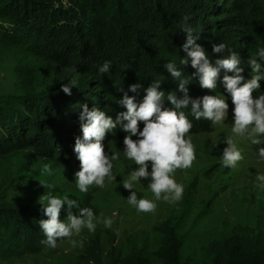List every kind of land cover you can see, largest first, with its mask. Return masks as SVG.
<instances>
[{"label":"trees","instance_id":"trees-1","mask_svg":"<svg viewBox=\"0 0 264 264\" xmlns=\"http://www.w3.org/2000/svg\"><path fill=\"white\" fill-rule=\"evenodd\" d=\"M247 1L251 0H69L65 8L58 0H0V18L10 24L9 39L29 46L34 56L53 70L47 92L28 99V104L10 117H2L3 151L28 145L63 166L80 168L74 145L76 138L82 137L79 114L85 104L89 109L100 107L115 118L126 110L118 103L123 97L118 89L123 87L140 101L153 79H162L165 91L177 90L182 95L164 64L174 60L184 67L179 60L185 55L180 45L186 39L181 30L186 16L197 29V43L213 63L220 54L212 52V43L225 42L228 50L239 52L244 61L243 75L250 78L247 61L258 47L264 46V0H252V4ZM106 60L112 66L108 73H100L99 66ZM73 67L77 69L75 73L71 71ZM195 71L190 64L184 68L186 76ZM223 74L222 71L221 79ZM72 77L78 84L68 95L62 84ZM133 83L142 85L136 93L129 91ZM198 85V77L188 85L193 98L205 93L214 95L201 87V93H197ZM215 92L226 93L219 81ZM165 104L172 107L170 102ZM184 111L192 117L188 109ZM125 135L119 129L115 135L109 134L104 141L105 151L110 152V143ZM38 213L25 208L18 215L6 209L0 213V228L10 229L21 219L20 228L26 229L28 241L36 246L45 239L39 220L47 218ZM169 226V220H165L159 227L164 235L162 251L167 264H180V242ZM5 231L6 235L0 232V238L12 242L10 235L14 232ZM239 243L236 235L224 241L229 264H264V241L255 238L253 251L236 258ZM121 263L150 264L139 253L126 256Z\"/></svg>","mask_w":264,"mask_h":264},{"label":"rangeland","instance_id":"rangeland-1","mask_svg":"<svg viewBox=\"0 0 264 264\" xmlns=\"http://www.w3.org/2000/svg\"><path fill=\"white\" fill-rule=\"evenodd\" d=\"M58 1L65 8L69 6V0ZM247 3L252 4V0ZM9 27V22L0 18V131L5 123L2 117H10L27 105L28 99L47 92L53 81V70L35 57L29 46L9 39ZM4 29L7 30L1 31ZM195 89L201 93L199 85ZM261 90L264 91V82ZM223 94L228 97L226 123H230L233 105L228 94ZM189 118L193 121L191 136L197 159L190 169H178L175 173L177 181L184 185L183 199L175 205L157 201L154 213L137 212L127 204L125 198L132 190L125 189L120 181L127 179L129 168L135 165L122 153L114 161L116 181L106 182L103 189L92 187L88 193H81L74 182L79 167L63 166L28 145L3 151L4 145L0 143V213L12 209L21 215L28 208L44 215L40 203L44 202L42 195L48 189L41 182L56 186L53 195L67 194L78 199L81 207L90 206L98 215L102 213L101 220L117 213L112 228L98 222L95 232L85 228L78 236L58 241L54 249L42 243L33 246L26 229L20 228L19 219L18 225L13 223L10 227L13 241L0 238V264H122L126 256L138 253L150 264H167L162 251L164 235L159 231L165 220H169L174 238L180 242V264H229L223 244L233 235L240 242L235 257L251 253L255 238L264 241V190L256 187V173L264 171V162L256 156L259 146L244 140L241 143L244 159L236 168H225L221 165L227 146L223 138L231 134L230 124L221 127ZM123 148V139L110 143V152ZM46 163L54 169L53 174L43 172ZM136 190L138 195L155 199L146 180L137 182ZM66 209L65 205L61 210L62 220L67 217ZM72 211L76 213L77 209ZM5 230L0 228L2 235H6ZM71 239L82 240L83 246L74 247Z\"/></svg>","mask_w":264,"mask_h":264},{"label":"clouds","instance_id":"clouds-1","mask_svg":"<svg viewBox=\"0 0 264 264\" xmlns=\"http://www.w3.org/2000/svg\"><path fill=\"white\" fill-rule=\"evenodd\" d=\"M189 20L186 16L181 26L186 39L180 45L185 55L181 56L179 65L184 67L178 66L174 60L164 64L170 76L177 81V89L182 95H178L177 90L165 91L161 87L164 81L153 79L140 101L135 96H130L123 87L118 89L123 92L118 103L126 110L117 113L115 118L100 107L89 109L87 104L83 106L79 114L82 137H77L74 145V152L80 161V168L74 174L75 186L79 192L88 193L92 187L103 189L106 182L116 181L114 161L119 160L122 153L124 158L135 165L129 168L127 179L120 181L125 189L132 190L125 198L127 204L137 212L154 213L157 201L163 200L172 205L180 202L185 189L183 183L175 178V173L178 169H190L197 159L196 146L191 136L193 121L185 109L197 121L203 119L221 127L230 124L231 134L223 138L227 145L222 152L223 167L236 168L238 162L244 159L241 147L244 140L259 146L256 156L259 161L264 162V91L261 90V82H264V46L258 47L255 55L247 61L251 75L246 79L243 75L244 61L239 52L228 50L225 42H214L212 52L220 55L213 63L205 48L197 43V29ZM189 64L196 71L186 76L184 68ZM110 66L112 62L106 60L98 70L100 73H108ZM71 71L75 73L77 69L73 67ZM222 71L224 74L221 79ZM194 77H198L201 88L212 92L218 88V81L222 83L233 105L230 123H226L229 117L228 97L223 93L195 98L189 95L188 85ZM77 84L78 80L72 77L62 84V90L71 95L72 88L77 87ZM141 87L140 83H133L129 85V91L136 93ZM165 102H170L172 107H165ZM140 122H143L142 128ZM117 129L126 133L123 150L105 151L106 137L109 134L115 135ZM43 172L51 175L54 169L46 163ZM142 179L147 181V188L155 199L138 195L136 183H142ZM41 183L48 189L42 195L44 202L40 203L47 218L39 220L45 237L41 243L45 246L54 249L58 241L78 236L85 228L89 232H95L98 222L103 223L106 228H112L113 217L117 213L113 212L112 216L101 220L102 213L98 215L90 206L81 207L78 199H72L67 194L53 195L56 186ZM256 187L264 190V171L256 173ZM65 205L67 217L62 220L61 210ZM73 208L77 209L76 213H73ZM71 243L74 247L78 244L83 246L82 240L71 239Z\"/></svg>","mask_w":264,"mask_h":264}]
</instances>
